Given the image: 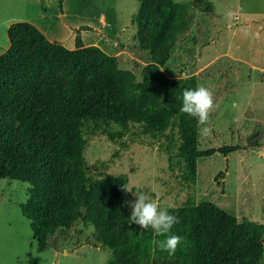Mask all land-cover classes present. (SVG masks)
<instances>
[{
  "label": "trees",
  "instance_id": "trees-1",
  "mask_svg": "<svg viewBox=\"0 0 264 264\" xmlns=\"http://www.w3.org/2000/svg\"><path fill=\"white\" fill-rule=\"evenodd\" d=\"M180 14L174 0H139L135 22L148 32L146 48L172 39ZM6 35L9 44L0 53V178L28 183L20 209L38 251L49 248L47 237L57 227L81 221L109 249L105 264H238L248 246L238 241L239 233L253 223L239 222L212 201L187 200L167 208L179 220L171 233L183 238L169 255L154 243L163 236L130 224L131 211L121 206L131 197L122 190L126 175L92 179L85 168L86 132L105 133L112 141L164 137L168 167L178 164L180 178L190 185L198 157L241 148L198 149L196 118L180 112L183 90L196 88L194 74L169 79L148 63L137 81L118 66L116 55L83 44L79 36L68 48L28 21L11 22ZM134 124L137 130L131 131Z\"/></svg>",
  "mask_w": 264,
  "mask_h": 264
},
{
  "label": "rangeland",
  "instance_id": "rangeland-1",
  "mask_svg": "<svg viewBox=\"0 0 264 264\" xmlns=\"http://www.w3.org/2000/svg\"><path fill=\"white\" fill-rule=\"evenodd\" d=\"M174 1L181 5L180 25L153 50L145 46L148 32L135 22L139 0H61L60 6L59 0H0V40L6 22L28 21L68 48L79 36L83 44L116 55L118 66L131 70L137 81L148 63L169 79L194 74L196 87L207 88L214 102L207 124L196 122L198 149L241 148L198 157L190 185L180 178L178 164L168 167L164 137L139 134L112 141L105 133L86 132V172L92 179L124 174L128 188L148 194L162 209L187 200L214 202L239 222L253 223L239 233L238 241L248 246L238 264H264V153L251 150L264 149V0ZM203 127L211 134H201ZM27 187L0 178V264H105L109 249L96 240L94 227L81 221L57 227L47 237L49 248L38 251L20 209Z\"/></svg>",
  "mask_w": 264,
  "mask_h": 264
},
{
  "label": "clouds",
  "instance_id": "clouds-1",
  "mask_svg": "<svg viewBox=\"0 0 264 264\" xmlns=\"http://www.w3.org/2000/svg\"><path fill=\"white\" fill-rule=\"evenodd\" d=\"M213 107L212 93L204 86L183 90L180 112L196 118L198 125L207 124ZM114 127L118 128L115 124ZM200 131L203 135L211 134V129L207 127L201 128ZM122 190L131 192L134 196V199L124 200L121 205L131 210L129 216L130 224L134 223L138 225L141 232L151 228L156 235L163 236V240L155 241L154 243L157 244L161 251L174 255L183 239L181 236L171 233L173 226L179 223L178 217L169 214L167 209L160 208L158 203L152 200L146 193L133 192L126 185H123Z\"/></svg>",
  "mask_w": 264,
  "mask_h": 264
},
{
  "label": "crops",
  "instance_id": "crops-1",
  "mask_svg": "<svg viewBox=\"0 0 264 264\" xmlns=\"http://www.w3.org/2000/svg\"><path fill=\"white\" fill-rule=\"evenodd\" d=\"M11 22H14V20H11V21H8L5 23V26H4V31H5V34H6V29H7V26L11 23ZM36 26V25H35ZM39 29V28H38ZM50 40V39H49ZM8 38L7 36L5 35L3 39L0 40V53H2L7 47H8Z\"/></svg>",
  "mask_w": 264,
  "mask_h": 264
},
{
  "label": "water",
  "instance_id": "water-1",
  "mask_svg": "<svg viewBox=\"0 0 264 264\" xmlns=\"http://www.w3.org/2000/svg\"><path fill=\"white\" fill-rule=\"evenodd\" d=\"M252 151H254V152H263L264 153V149H251Z\"/></svg>",
  "mask_w": 264,
  "mask_h": 264
}]
</instances>
